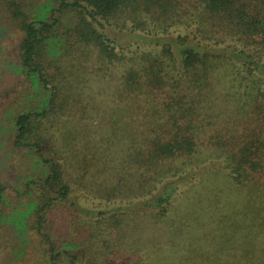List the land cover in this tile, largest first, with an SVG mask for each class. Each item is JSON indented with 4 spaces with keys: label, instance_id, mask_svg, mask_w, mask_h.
<instances>
[{
    "label": "trees",
    "instance_id": "obj_1",
    "mask_svg": "<svg viewBox=\"0 0 264 264\" xmlns=\"http://www.w3.org/2000/svg\"><path fill=\"white\" fill-rule=\"evenodd\" d=\"M141 257L264 264V0H0V264Z\"/></svg>",
    "mask_w": 264,
    "mask_h": 264
},
{
    "label": "rangeland",
    "instance_id": "obj_2",
    "mask_svg": "<svg viewBox=\"0 0 264 264\" xmlns=\"http://www.w3.org/2000/svg\"><path fill=\"white\" fill-rule=\"evenodd\" d=\"M211 180H213V185L210 184ZM204 185H205L206 189H208V193L207 194L213 192V186H214V188H215L214 194L219 192V191H221L223 193V195L226 194V197H228L229 199L232 196H236V197H240V200H243V198H245L246 195H247V194L242 195L243 191L241 193L240 190L238 191L233 186H230L229 183H228V180H227V178L225 176L217 177L215 175H211L210 174V175L205 177ZM201 187H203L205 189L204 186H201ZM201 195H205V193H201ZM174 205H175L174 209L172 210L171 214H169V220L174 225H178L179 226L182 222H184L186 224V226H189L191 224V219H192V221L194 223V221H195L194 220L195 219L194 211H193L191 217L189 215L190 212L192 211V207H191V204H190V198H188L185 195H183L182 197H178ZM172 242H175V241H172ZM172 242H170V241H168L166 239V242H165V244L163 246H161V247H163L161 249L163 251H167L169 248H171L173 250V253H176V254L177 253L184 254L185 250H187V248H181V247H183V243H179L177 245V242L175 244H173ZM155 248H157V247H155ZM201 248L203 250H205L207 248V245L204 244ZM208 250H209V248H208ZM141 252H146L148 254V251L146 250V247H144L143 251H141ZM154 253H157V256L164 260V258H165L164 256L166 255V253H163L162 251H157V252H154ZM148 256L153 259V256H151V255H148ZM185 256H186V254H185ZM141 259H142V257L140 259H136V260L133 259V260H131V264H143V261H141ZM149 262L151 263V259H149Z\"/></svg>",
    "mask_w": 264,
    "mask_h": 264
}]
</instances>
